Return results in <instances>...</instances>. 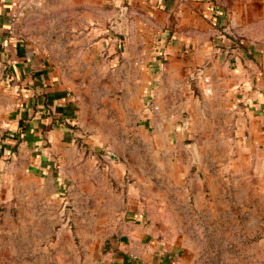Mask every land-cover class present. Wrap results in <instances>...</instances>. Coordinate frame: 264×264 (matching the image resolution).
<instances>
[{"label":"rangeland","instance_id":"1","mask_svg":"<svg viewBox=\"0 0 264 264\" xmlns=\"http://www.w3.org/2000/svg\"><path fill=\"white\" fill-rule=\"evenodd\" d=\"M103 68L82 89L98 130L79 152L0 151V264H264V175L243 168L230 126L222 144L214 121L199 114L191 136L186 111L171 121L153 98L147 121L134 94L100 104Z\"/></svg>","mask_w":264,"mask_h":264},{"label":"crops","instance_id":"2","mask_svg":"<svg viewBox=\"0 0 264 264\" xmlns=\"http://www.w3.org/2000/svg\"><path fill=\"white\" fill-rule=\"evenodd\" d=\"M102 64L96 102L113 104L120 92L129 105L134 94L147 121L153 98L171 121L184 109L191 136L199 114L214 121L222 144L228 124L243 168L249 161L264 175V0H0V151L17 147L41 162L79 152L98 130L84 121L82 89L94 88ZM109 165L122 185L120 164Z\"/></svg>","mask_w":264,"mask_h":264},{"label":"built area","instance_id":"3","mask_svg":"<svg viewBox=\"0 0 264 264\" xmlns=\"http://www.w3.org/2000/svg\"><path fill=\"white\" fill-rule=\"evenodd\" d=\"M200 85L203 86V91L205 93L211 92V83H210V78L209 75L205 72L203 68H198L195 72V77H194ZM159 107L157 105L153 106L154 110H157Z\"/></svg>","mask_w":264,"mask_h":264}]
</instances>
